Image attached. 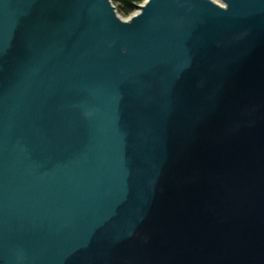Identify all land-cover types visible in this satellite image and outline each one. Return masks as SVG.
I'll list each match as a JSON object with an SVG mask.
<instances>
[{
    "label": "water",
    "instance_id": "water-1",
    "mask_svg": "<svg viewBox=\"0 0 264 264\" xmlns=\"http://www.w3.org/2000/svg\"><path fill=\"white\" fill-rule=\"evenodd\" d=\"M0 0V264H264V0Z\"/></svg>",
    "mask_w": 264,
    "mask_h": 264
},
{
    "label": "trees",
    "instance_id": "trees-1",
    "mask_svg": "<svg viewBox=\"0 0 264 264\" xmlns=\"http://www.w3.org/2000/svg\"><path fill=\"white\" fill-rule=\"evenodd\" d=\"M115 6L116 12L122 16H128L137 9V5L144 0H110Z\"/></svg>",
    "mask_w": 264,
    "mask_h": 264
},
{
    "label": "rangeland",
    "instance_id": "rangeland-1",
    "mask_svg": "<svg viewBox=\"0 0 264 264\" xmlns=\"http://www.w3.org/2000/svg\"><path fill=\"white\" fill-rule=\"evenodd\" d=\"M213 1H215V2H219V0H213ZM138 9H136L133 13H135L136 11H137ZM132 14V13H131ZM131 14L130 15H128V16H122V15H120V14H118L121 18H123V19H127V18H129L130 16H131Z\"/></svg>",
    "mask_w": 264,
    "mask_h": 264
}]
</instances>
